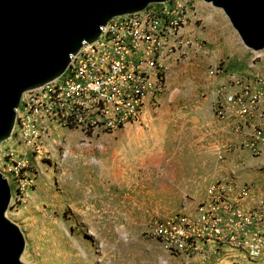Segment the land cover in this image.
<instances>
[{
  "label": "rangeland",
  "instance_id": "1",
  "mask_svg": "<svg viewBox=\"0 0 264 264\" xmlns=\"http://www.w3.org/2000/svg\"><path fill=\"white\" fill-rule=\"evenodd\" d=\"M183 1L197 18L140 124L86 135L20 105L0 172L24 264H264V50L221 9ZM242 90L263 101L220 116L225 94Z\"/></svg>",
  "mask_w": 264,
  "mask_h": 264
},
{
  "label": "built area",
  "instance_id": "2",
  "mask_svg": "<svg viewBox=\"0 0 264 264\" xmlns=\"http://www.w3.org/2000/svg\"><path fill=\"white\" fill-rule=\"evenodd\" d=\"M174 1L111 19L95 42L84 44L71 57L59 78L22 98L25 114L42 119L45 111L52 123L80 129L86 135L114 133L140 124L148 104L158 105L164 97L167 61L184 44L181 30L192 17L197 18L189 1ZM256 83L257 87L264 85L262 80ZM262 98L246 90L227 92L226 106L221 105L218 114L224 116L233 107L246 114L245 105L260 103ZM176 233L185 237L186 232L178 228ZM249 256L259 258L261 249H250Z\"/></svg>",
  "mask_w": 264,
  "mask_h": 264
},
{
  "label": "water",
  "instance_id": "3",
  "mask_svg": "<svg viewBox=\"0 0 264 264\" xmlns=\"http://www.w3.org/2000/svg\"><path fill=\"white\" fill-rule=\"evenodd\" d=\"M170 0H0V143L13 133L26 92L59 78L118 16ZM221 9L243 44L264 50V0H203ZM12 191L0 172V264H24L26 240L7 217Z\"/></svg>",
  "mask_w": 264,
  "mask_h": 264
},
{
  "label": "crops",
  "instance_id": "4",
  "mask_svg": "<svg viewBox=\"0 0 264 264\" xmlns=\"http://www.w3.org/2000/svg\"><path fill=\"white\" fill-rule=\"evenodd\" d=\"M218 136H219L220 138H221V137H225V135H218Z\"/></svg>",
  "mask_w": 264,
  "mask_h": 264
}]
</instances>
